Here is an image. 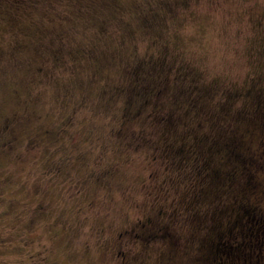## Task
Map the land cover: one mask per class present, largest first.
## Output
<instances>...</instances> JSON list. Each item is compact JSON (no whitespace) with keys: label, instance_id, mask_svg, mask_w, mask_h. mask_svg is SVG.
<instances>
[{"label":"rangeland","instance_id":"374dc122","mask_svg":"<svg viewBox=\"0 0 264 264\" xmlns=\"http://www.w3.org/2000/svg\"><path fill=\"white\" fill-rule=\"evenodd\" d=\"M263 120L264 0H0V264H209Z\"/></svg>","mask_w":264,"mask_h":264},{"label":"trees","instance_id":"16d2710c","mask_svg":"<svg viewBox=\"0 0 264 264\" xmlns=\"http://www.w3.org/2000/svg\"><path fill=\"white\" fill-rule=\"evenodd\" d=\"M259 126L262 127V136L261 139L259 138L257 147L240 148L239 142H232L228 149L230 151L228 155L237 162L244 176L243 189L234 206L227 211V214L232 216L215 226L202 244L201 258L209 264L232 262L247 257L246 249L249 243L256 242V237L261 234V231L259 233L257 229L259 226H264V120ZM252 213L258 214L259 218L252 219L250 217ZM156 214L162 217L163 212L157 210ZM151 216L154 217V222L158 226H165L157 222L155 216ZM163 226L161 227L163 230L150 241L163 238L166 232ZM244 229L247 230L246 234ZM239 234H242L241 238ZM240 241L241 244H239ZM221 246L226 247V250ZM231 258L234 259L231 260Z\"/></svg>","mask_w":264,"mask_h":264},{"label":"flooded vegetation","instance_id":"af4514ba","mask_svg":"<svg viewBox=\"0 0 264 264\" xmlns=\"http://www.w3.org/2000/svg\"><path fill=\"white\" fill-rule=\"evenodd\" d=\"M157 95H160V93H157ZM153 218L151 215L145 214L143 217H138L128 228L117 231L115 236L117 243L115 256L118 258L119 264H126L127 260H129L127 249L132 246L135 240L139 244L143 243L144 245L145 243H149L154 236H157V233L163 230L161 228L163 225L158 226ZM241 236L242 234H239L240 238ZM241 243L240 241L239 244ZM246 253L247 258L243 257L234 262L225 261L224 264H264V230L261 231L260 237H256V242L249 243Z\"/></svg>","mask_w":264,"mask_h":264}]
</instances>
